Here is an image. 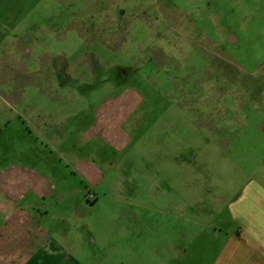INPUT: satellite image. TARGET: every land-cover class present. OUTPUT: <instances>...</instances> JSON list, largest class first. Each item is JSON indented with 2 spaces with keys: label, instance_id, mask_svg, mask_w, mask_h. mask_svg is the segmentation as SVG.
<instances>
[{
  "label": "rangeland",
  "instance_id": "1",
  "mask_svg": "<svg viewBox=\"0 0 264 264\" xmlns=\"http://www.w3.org/2000/svg\"><path fill=\"white\" fill-rule=\"evenodd\" d=\"M21 9L24 30L0 34V165L45 170L24 158V111L58 124L61 146L34 130L25 140L65 170V149L86 155L97 140L85 145L76 130L100 98L142 97L122 127L128 143L104 147L92 206L79 175L56 180L76 191L46 202L43 222L69 238L62 262L198 264L201 238L224 224L236 191L264 183V0H24Z\"/></svg>",
  "mask_w": 264,
  "mask_h": 264
},
{
  "label": "crops",
  "instance_id": "2",
  "mask_svg": "<svg viewBox=\"0 0 264 264\" xmlns=\"http://www.w3.org/2000/svg\"><path fill=\"white\" fill-rule=\"evenodd\" d=\"M23 3L24 0H0V34L9 28L24 30ZM25 49L24 44L20 45L23 59L27 55ZM62 67L65 65L59 69ZM57 75L60 84L71 80L70 76L62 79ZM141 103L142 97L134 89L100 98L92 120L76 130L85 145L97 140L90 144L91 150L86 155L79 153V145L65 149L68 154L63 160L65 170L58 158L46 156L43 148L38 149V154H31L30 149L35 147L25 140V133L34 130L46 145L52 141L61 146V134L55 127L58 124H48L51 118L43 110L32 112L35 115H30L31 110L24 111V158L42 164L45 170L14 162L0 165V264H64L62 261L71 256L69 238L60 232L62 226L54 228L51 223L43 222L49 215L46 202L55 196L58 202L65 199L63 195L76 191L74 187L61 190L56 180L66 173L79 175L81 184L88 189L86 203L92 206L97 199L93 189L105 177L99 164L107 165L104 147L114 152L124 148L128 139L123 124ZM226 212L224 224L216 221L209 239L201 238L198 264H264V183L254 178L246 181L227 203ZM50 217L60 218L56 213ZM203 245L212 250L207 253Z\"/></svg>",
  "mask_w": 264,
  "mask_h": 264
}]
</instances>
